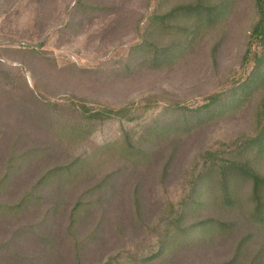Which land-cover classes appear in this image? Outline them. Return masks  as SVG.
Listing matches in <instances>:
<instances>
[{
	"label": "rangeland",
	"instance_id": "rangeland-1",
	"mask_svg": "<svg viewBox=\"0 0 264 264\" xmlns=\"http://www.w3.org/2000/svg\"><path fill=\"white\" fill-rule=\"evenodd\" d=\"M192 1L0 0V71L8 75L0 74V204L19 203L0 208V264H101L137 248L158 230L163 193L174 192L195 156L254 128L264 85L238 109L255 86L233 88L262 50L249 38L255 2L206 0L218 10L180 12L170 28L154 18ZM181 39L159 58L158 49ZM214 92L228 95L199 121L166 111L160 130L139 135V160L125 141L138 144L124 135L128 119L86 122L68 110L175 101L194 109ZM254 161L264 175V153ZM229 189L225 196L220 181L204 178L184 231L168 232L163 252L146 264H264V208L258 215L249 180L237 176Z\"/></svg>",
	"mask_w": 264,
	"mask_h": 264
},
{
	"label": "trees",
	"instance_id": "trees-1",
	"mask_svg": "<svg viewBox=\"0 0 264 264\" xmlns=\"http://www.w3.org/2000/svg\"><path fill=\"white\" fill-rule=\"evenodd\" d=\"M205 1L206 0H194L182 6L178 5L168 10V12L157 15L154 18H156L159 22L164 23L166 27L170 28V26L175 25V17L183 11L198 12L200 14L202 13L201 11L204 10V13H206L207 16H210L212 10L214 11L215 9V12L218 10V2L214 3L215 5L208 6L205 4ZM254 2L258 17L257 21L251 28L249 38H256L260 42L262 50L259 58H257V55L255 54L257 63L247 78L245 80L240 79L234 84L233 91L238 89L244 90L245 88L247 90V88L249 89L255 86V89L252 92L239 98L237 102V109L241 108L246 102L250 101V99L256 95L255 93L260 88L262 89L264 85V0H254ZM79 8L80 2H78L77 5V9ZM182 40L183 39L179 40L177 43L165 45L160 50L158 49V51H162L161 55L158 53L159 58L161 56H166L175 50H179L178 45L182 42ZM185 49L186 44L184 47H181L180 50H183L182 53H184ZM250 49L251 41L249 42L244 53L243 60H245L244 58L249 54ZM1 66L2 63L0 62V67ZM0 74H2V78L8 77V75L2 71H0ZM227 95H224L220 92H214L209 97V102L207 104L194 109H189L187 107L184 108L180 102L175 101L165 103L166 106H163V104H160V102L144 104L139 108L134 109V111L133 108H131L129 111L126 109L112 110L109 108H91L85 104H72L68 107V110H71L74 113H79L82 115V120L86 122L97 118L104 120L110 117L128 119L130 124L128 129L124 132V135L127 134V136L134 139V141L136 139L138 144L132 142L128 138H125V141L131 151H135L136 149L137 157L141 155L138 158L139 160L144 159L146 156L143 155L145 154V150H143L145 147L140 146L139 135H149V133H154L155 130H160L163 127L160 118L163 115H166V111H189L191 114H189V116L199 121L205 111H215L216 108L214 107L223 101L221 100L222 97L225 98ZM47 105L50 107L61 106L63 104L53 103L52 105L48 103ZM228 111H225V113ZM182 115L186 116V112H184ZM180 121L183 122L184 125H189V121L192 120H189L186 117L183 121ZM253 122L254 128H252L250 132L236 136L234 139L214 140L211 145L199 152L195 156L192 165L188 168L183 179L178 183L174 192L163 193L164 205L162 207V214L156 221V227L158 230H152L150 233L148 232L146 234L147 240L143 244H140V246L137 248H130L127 251L118 250L115 254L105 259V261H103L101 264H146L148 261L153 260L154 257L161 254L167 243V233L176 232L178 235L179 232L181 233L184 231L182 219L185 214V210L190 205L194 204V199L197 196L199 189L202 187V183H204V178L207 179L208 177H215L218 181H220L222 189L225 192V196H228L230 193L229 186L231 181H233L235 177L241 176L245 180H249L251 182V194L255 203L256 212L264 208V175L256 169V165L254 164V158H259V155L264 153V96L258 103L254 113ZM70 138L75 139L74 136H70ZM126 151L130 152L128 150H125V152ZM128 154L133 156L131 153ZM64 165L65 166H58L57 170L62 169L63 167H69V164ZM55 171L56 168L49 170L47 173H52ZM5 177L6 175L0 179V184L5 180ZM108 178L109 175L104 176L95 186H93V188H99L104 183L105 179ZM23 199L25 198H22L20 203ZM18 205L6 206L0 204V208H13L18 207ZM78 208H80V204L77 203L75 205L74 211H76ZM257 214L260 215L259 212H257ZM9 249H11V246Z\"/></svg>",
	"mask_w": 264,
	"mask_h": 264
}]
</instances>
